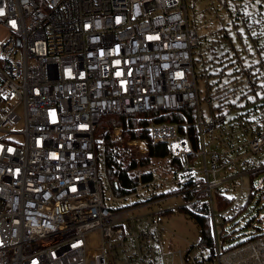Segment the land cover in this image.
Listing matches in <instances>:
<instances>
[{"label": "built area", "instance_id": "obj_1", "mask_svg": "<svg viewBox=\"0 0 264 264\" xmlns=\"http://www.w3.org/2000/svg\"><path fill=\"white\" fill-rule=\"evenodd\" d=\"M0 9L9 32L0 45V264H220L217 250L208 258L197 244L166 240L167 210L130 211L169 196L168 185L192 194L181 206L204 193L212 221L264 195V177L252 181L264 171V58L246 65L236 53L216 67L221 40L199 47L186 0H0ZM110 113H139L145 125L133 129L146 137L101 125ZM106 137L130 151L132 184L109 178ZM157 143L166 159L144 164ZM214 192L229 201L219 214Z\"/></svg>", "mask_w": 264, "mask_h": 264}, {"label": "rangeland", "instance_id": "obj_2", "mask_svg": "<svg viewBox=\"0 0 264 264\" xmlns=\"http://www.w3.org/2000/svg\"><path fill=\"white\" fill-rule=\"evenodd\" d=\"M186 1L188 6L189 21L197 25V34L200 38L199 47L203 49L212 42L221 40V46L216 49L217 56L219 57L215 64L216 67H219L220 64L224 66L232 62L236 58V52L239 58H243L244 64L246 65L259 61L260 57L264 58V29L263 32L257 30L253 24L250 29V34H248L244 22L242 21V17H248V21H250V23L253 20L257 21L256 14L259 8H262V11L264 12V0H226L225 4H223V0H195L194 5H192V0ZM238 10L242 14L238 13ZM237 31H239L245 47L241 43ZM249 35L257 37L256 46L258 48H256V46L252 43ZM8 36L9 32L0 21V45L8 38ZM229 38L231 41H229ZM230 45H232L235 50L234 52L232 51L231 54L230 52L227 54L226 51ZM248 54L250 56H247ZM195 59V71L199 72L201 70V66L198 62L197 54H195ZM208 70H210V68H208ZM199 86L203 87L202 81H199ZM203 110L207 112V106L204 102ZM121 147L131 155L128 149L124 148L122 145ZM194 163L196 166H201L200 159L195 160ZM98 173L99 177L105 184L106 178L103 169L99 168ZM262 177H264V171L253 177V183L256 185L258 183V179ZM249 181V176L243 177L242 182L245 186L249 183ZM239 182L241 183V181ZM239 189L240 185L238 184L234 190H229V193L233 195L234 193H238ZM174 191L173 186L168 185L165 192L170 193L169 196L158 202L151 203L150 206L141 205L138 208L131 210L130 214H141L150 210L170 209L171 211H169V213L162 212L161 214L166 231L164 236L166 240L170 241L171 245L175 248L185 249L190 244H197L199 240V231L197 225L190 218V216L179 209V207L186 202L187 197L176 193L171 194ZM129 203L130 200H125L122 201L120 205ZM257 213L264 214V195L260 192H256L254 194L248 207L235 219V221L237 219L238 221L235 224L234 229L235 233L239 234L238 237L240 239L245 237L242 234L247 231L248 228L257 225V223L262 227L264 232V218L257 221L255 219V215ZM240 221H242L243 224H240ZM247 222H250V225H246ZM252 245L259 246V249H257L258 251L254 250ZM252 245L243 244L234 249H230L229 251L231 252L229 255L221 257L220 263L223 264L224 258L229 256L231 259H235L233 264H264V238L255 241ZM87 246L90 253L95 255L97 252V242L94 234H89L87 236ZM202 251L207 254L208 248H203ZM227 252L228 251L225 253Z\"/></svg>", "mask_w": 264, "mask_h": 264}, {"label": "trees", "instance_id": "obj_3", "mask_svg": "<svg viewBox=\"0 0 264 264\" xmlns=\"http://www.w3.org/2000/svg\"><path fill=\"white\" fill-rule=\"evenodd\" d=\"M224 4L226 0H223ZM261 5V4H260ZM238 13L240 11L238 10ZM242 14V13H240ZM253 17V16H252ZM257 21H248V17H242V21L247 29L248 34H250L251 27L255 26L257 30L263 32L264 29V12L262 8H259L256 14ZM238 37L245 47L243 39L237 31ZM250 36V35H249ZM252 43L256 46V38L250 36ZM229 41L230 38H229ZM231 43V42H230ZM256 48H258L256 46ZM259 50V49H258ZM259 52V51H258ZM237 53V52H236ZM139 113H110L102 116L100 124H110L118 125L123 127V135L136 138V137H146V131L140 130L136 131L133 128L136 126H144L145 120L138 119ZM149 152L143 160L144 164L158 163L164 161L168 154L167 145L164 143H157L154 145L148 146ZM105 162H106V172L111 180H116L121 186L132 184L134 182V177L132 176V169L135 167V162L132 156L123 149L120 143L111 140L109 137L105 139ZM184 196L190 198L192 194L187 193ZM254 194H252L243 209L238 213L228 216L226 214H220L214 216V221H212V216L209 209L208 200L206 195L200 194L199 200L193 203H190L187 206H180L179 209L187 213L190 218L198 227L199 231V240L197 245L203 249L208 248L207 257H211L212 254L219 252L220 255L224 254L230 249H234L240 245L249 243L253 240L260 239L264 236L262 227L257 223V225L248 228L242 235L245 237L240 239L239 234L235 233L234 226L237 223L239 214L245 210L249 203L252 201ZM215 202V203H214ZM228 199L224 196H221L218 192L212 194V203L214 212L219 214L221 211L225 210L228 205ZM171 210H167L169 213ZM214 222V223H213ZM228 223V224H227ZM240 223V222H239ZM243 224V223H240ZM246 225H250V222H247Z\"/></svg>", "mask_w": 264, "mask_h": 264}, {"label": "crops", "instance_id": "obj_4", "mask_svg": "<svg viewBox=\"0 0 264 264\" xmlns=\"http://www.w3.org/2000/svg\"><path fill=\"white\" fill-rule=\"evenodd\" d=\"M170 210V209H169ZM264 238V236H262L260 239H263ZM260 239H258V240H260ZM255 241H257V240H253V241H251V242H249V243H246V245H252V243H254ZM253 246V245H252ZM231 251H228L227 253H224V254H222L221 255V257H223V256H225V255H229V253H230ZM237 259V258H236ZM233 261H235V259L233 258V259H231L229 256L228 257H226V258H224V262H223V264H233ZM221 264V263H220Z\"/></svg>", "mask_w": 264, "mask_h": 264}, {"label": "snow or ice", "instance_id": "obj_5", "mask_svg": "<svg viewBox=\"0 0 264 264\" xmlns=\"http://www.w3.org/2000/svg\"><path fill=\"white\" fill-rule=\"evenodd\" d=\"M3 14V10L2 9H0V15H2ZM15 22H13V24H14ZM86 27H88V25H86ZM151 39V38H150ZM118 75H119V73H118ZM52 115L54 116L55 115V113H52ZM9 151H12L11 149H9Z\"/></svg>", "mask_w": 264, "mask_h": 264}]
</instances>
